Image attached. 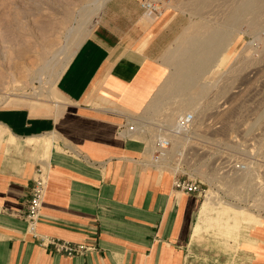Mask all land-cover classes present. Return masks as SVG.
<instances>
[{
    "label": "crops",
    "instance_id": "0c3cea01",
    "mask_svg": "<svg viewBox=\"0 0 264 264\" xmlns=\"http://www.w3.org/2000/svg\"><path fill=\"white\" fill-rule=\"evenodd\" d=\"M183 19L150 18L139 0H106L56 81L68 106L38 112L53 103L9 99L15 106L0 107V264H264V227L250 250L226 259L194 239L199 196L147 163L153 143L143 134L162 117L171 122L159 100L168 82L160 57ZM40 164L46 191L31 231L24 214ZM51 238L95 250L67 257Z\"/></svg>",
    "mask_w": 264,
    "mask_h": 264
},
{
    "label": "rangeland",
    "instance_id": "374dc122",
    "mask_svg": "<svg viewBox=\"0 0 264 264\" xmlns=\"http://www.w3.org/2000/svg\"><path fill=\"white\" fill-rule=\"evenodd\" d=\"M157 1L161 3L162 15L184 17L177 38L160 57L163 67L159 72L161 77L165 74L166 82L176 56L188 47L186 43L197 40L202 34L199 31L228 28L231 23H226L229 21L227 15L239 0H208L205 5L201 0ZM101 4L103 0H0V107L15 106L9 99L49 104L55 101L61 107L68 106L56 89V75L96 24ZM262 16L258 20L249 15L235 25L232 23L227 52L218 61L217 56L224 50L218 48L207 69L216 62L218 67L209 74L205 69L202 76L197 77L198 84L209 87L197 99L196 105L189 107L197 112L200 123L191 138L174 139L168 159L161 168L152 166V155L147 157L148 167L163 177L168 175L171 180L188 178L199 184L201 194L193 227L198 226V232L193 230L194 239L211 241L210 244L215 246L213 251H224L226 259L239 250H250L251 237L264 227ZM161 88L153 98L158 95L156 99H159L163 95ZM167 92L165 99L159 100L165 101L161 111L165 117H172L170 124L166 123L172 125L178 114L192 111L181 106L177 108L184 96L175 97L172 88ZM37 107L46 106L39 104ZM46 108V111H37L57 109ZM209 119L211 124L220 127V131L206 129L204 125ZM143 135L154 143L153 131ZM41 169L46 174V167L41 165ZM205 207L207 209L201 215L200 211Z\"/></svg>",
    "mask_w": 264,
    "mask_h": 264
},
{
    "label": "bare ground",
    "instance_id": "6f19581e",
    "mask_svg": "<svg viewBox=\"0 0 264 264\" xmlns=\"http://www.w3.org/2000/svg\"><path fill=\"white\" fill-rule=\"evenodd\" d=\"M105 1L106 0H103V4ZM207 2H208V0H201L202 5L203 4L205 5V3H207ZM103 4H101L99 6V9L102 8ZM234 6L235 7L233 9L231 8V11L228 10V11H230V13H228V15H227V17H228L227 19L229 20L226 22L227 24H228V22H230L231 24L232 23L236 24V22L242 21L243 18H245L249 15L251 17L253 16L254 18L259 20V17L262 18L263 17L262 15H264V0H239L237 3H235ZM261 18H260V20H261ZM251 19H253V18H251ZM226 23L224 24V26L226 25ZM230 25H228V28L223 27L224 29H222V30L218 28L219 31H214V30L209 31V32L199 31V32H202V34L199 35L198 39L195 41H192L190 43H186L188 47H185V49L181 50L178 53V55L176 56V61L173 64V69L170 72L168 82L166 84L165 89L164 88L163 89H164V93H165L164 95L165 96L168 93L167 91L171 90V88H172L176 92L175 97H177V96H180V97L184 96L185 97V98L183 97V100L177 104V108L179 106H181L183 108H188V109H190V111H192V113H194V111L191 110V108H189L190 105H193L194 103L196 105L197 99L199 97H201L202 95H204L205 91L208 89L207 84L206 85L205 84H198L196 82L197 77L199 78V76L204 72V70L208 68L209 63L215 57V55H216L215 51L218 48L223 47V49H224L220 53V55L217 56L218 61H220L221 55H223L224 53L227 52V48H228L227 46L231 44V43H229V39L231 36V29H229ZM232 28H233V26H232ZM232 34H233V32H232ZM74 51L75 50H73V52L67 57V59L65 60V62L62 65L61 69L57 73L56 78L59 77L61 71L63 70V68L65 67V65L67 64V62L71 58V56L73 55ZM218 52H219V50H218ZM218 52H217V54H218ZM217 57H216V59H217ZM217 67H218V62H216V64H214L209 70L207 69L208 72L206 70L205 73L209 74V72L211 70L216 69ZM197 84L199 85V87H197ZM190 92H191V95H189ZM174 95H175V93H174ZM174 95H172V96L174 97ZM7 96H10V95H5V97H7ZM193 99H195V100H193ZM53 105H54V108H59L58 102L53 101ZM53 141H54V136L53 137L49 136V137L45 138V142L48 146V150L51 148ZM67 146H68V148L70 147L69 145H67ZM48 156H49V152H48V155H46V157L48 158ZM244 179H242V180H244ZM235 181H238V180H235ZM240 185H242V184H240ZM206 209L207 208L205 207L203 209V211H200V214L202 215L206 211ZM193 230H194V233H197L198 232V226L193 228Z\"/></svg>",
    "mask_w": 264,
    "mask_h": 264
},
{
    "label": "built area",
    "instance_id": "2783aa9c",
    "mask_svg": "<svg viewBox=\"0 0 264 264\" xmlns=\"http://www.w3.org/2000/svg\"><path fill=\"white\" fill-rule=\"evenodd\" d=\"M165 3H169L170 0H165ZM144 13L150 17H160L162 15L161 3L157 0H147L141 3ZM222 111V110H220ZM209 119L205 122V125L210 132L220 131V127L214 124ZM199 117L197 112H183L178 114L172 125H167L165 120L160 119L154 125L153 131V153L151 157L152 166L161 168L166 162L169 156V151L172 146V142L176 138H182L188 140L194 134L198 128ZM134 127H128V132H133ZM206 132V131H205ZM43 170L38 167L37 177L33 181V185L30 190V198L25 207V219L30 224V230L35 231L36 225L39 222V213L42 208V203L46 191V179ZM173 187L186 194L200 195V186L196 181H192L188 178H176L172 180ZM48 245L52 246L56 253L63 254L67 257L81 256L86 253L95 250L93 246L86 244L73 243L67 240H59L51 238L48 240Z\"/></svg>",
    "mask_w": 264,
    "mask_h": 264
}]
</instances>
